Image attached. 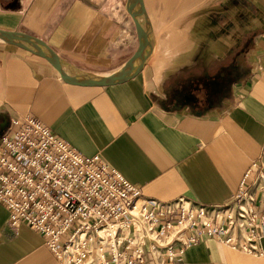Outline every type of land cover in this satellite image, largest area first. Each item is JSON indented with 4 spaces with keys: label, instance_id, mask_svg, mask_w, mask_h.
Returning <instances> with one entry per match:
<instances>
[{
    "label": "crops",
    "instance_id": "1",
    "mask_svg": "<svg viewBox=\"0 0 264 264\" xmlns=\"http://www.w3.org/2000/svg\"><path fill=\"white\" fill-rule=\"evenodd\" d=\"M144 2L152 51L122 83H67L24 44L0 40V137L11 118L30 114L144 197L233 202L264 153V0ZM0 28L38 36L66 66L99 76L125 71L139 43L127 0H0ZM255 193L260 215L264 179ZM260 248L203 237L175 264H264V237ZM0 264H59L39 232L9 224L2 203Z\"/></svg>",
    "mask_w": 264,
    "mask_h": 264
},
{
    "label": "built area",
    "instance_id": "2",
    "mask_svg": "<svg viewBox=\"0 0 264 264\" xmlns=\"http://www.w3.org/2000/svg\"><path fill=\"white\" fill-rule=\"evenodd\" d=\"M252 168L230 203L144 197L99 154H81L27 114L11 118L0 137V203L9 224L39 232L59 264H175L203 237L262 255L255 191L264 153Z\"/></svg>",
    "mask_w": 264,
    "mask_h": 264
},
{
    "label": "water",
    "instance_id": "3",
    "mask_svg": "<svg viewBox=\"0 0 264 264\" xmlns=\"http://www.w3.org/2000/svg\"><path fill=\"white\" fill-rule=\"evenodd\" d=\"M127 9L135 21L139 43L131 63L120 74L99 76L74 70L66 66L44 40L23 30L0 28V40H15L24 44L35 54L45 58L67 83L88 87L110 86L137 76L149 60L153 32L145 2L144 0H127Z\"/></svg>",
    "mask_w": 264,
    "mask_h": 264
},
{
    "label": "rangeland",
    "instance_id": "4",
    "mask_svg": "<svg viewBox=\"0 0 264 264\" xmlns=\"http://www.w3.org/2000/svg\"><path fill=\"white\" fill-rule=\"evenodd\" d=\"M152 51V50H151ZM151 51H149V52H151Z\"/></svg>",
    "mask_w": 264,
    "mask_h": 264
},
{
    "label": "bare ground",
    "instance_id": "5",
    "mask_svg": "<svg viewBox=\"0 0 264 264\" xmlns=\"http://www.w3.org/2000/svg\"><path fill=\"white\" fill-rule=\"evenodd\" d=\"M151 48V47H150Z\"/></svg>",
    "mask_w": 264,
    "mask_h": 264
}]
</instances>
